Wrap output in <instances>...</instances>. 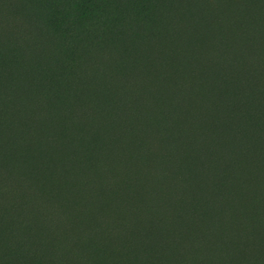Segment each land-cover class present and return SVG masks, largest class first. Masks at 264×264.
Wrapping results in <instances>:
<instances>
[{
    "label": "rangeland",
    "instance_id": "374dc122",
    "mask_svg": "<svg viewBox=\"0 0 264 264\" xmlns=\"http://www.w3.org/2000/svg\"><path fill=\"white\" fill-rule=\"evenodd\" d=\"M12 201L0 264H264V0H0Z\"/></svg>",
    "mask_w": 264,
    "mask_h": 264
},
{
    "label": "trees",
    "instance_id": "16d2710c",
    "mask_svg": "<svg viewBox=\"0 0 264 264\" xmlns=\"http://www.w3.org/2000/svg\"><path fill=\"white\" fill-rule=\"evenodd\" d=\"M9 197H6V199H13L16 198L17 196L13 194L12 196ZM18 208L19 207L17 206L16 201H12V203L9 202V206L2 207V210L0 211L1 213L0 217L4 219L7 216V212L16 213V210H18ZM60 213L61 212L54 209L53 207L41 206L38 205V203L33 204L28 214L29 216L28 220L30 224L29 226H31L29 232L26 231L24 233L21 232L20 229H16V228L12 229V231L14 232H11V238L15 239L18 242L16 249H19L22 246V248H20L21 252L25 253L27 250H29L28 246H30V238L32 236H35L36 234V226L38 227V231H42L45 235H50L52 233L51 226L55 225L57 228L63 229L65 231V235H66L65 237L67 241H65L63 249H64V253H69L70 246L75 248L76 245V242H71L72 239L71 236L73 235L75 229L69 228L66 230L65 229L66 226L64 228L63 227L61 228L62 224L63 223L67 224V221L69 220H66L64 216ZM27 236L29 237L28 240H27ZM24 237L26 238L24 239ZM42 245H43L42 251H46L52 244L45 238ZM52 259H57V256H51V258H49L48 260V264H56V262ZM80 261H82L81 257H80ZM10 264H18V262L13 261Z\"/></svg>",
    "mask_w": 264,
    "mask_h": 264
}]
</instances>
